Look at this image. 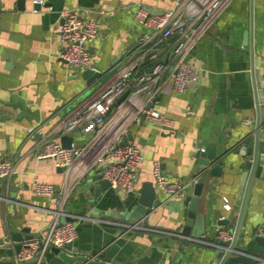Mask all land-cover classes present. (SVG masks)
<instances>
[{
	"label": "crops",
	"instance_id": "1",
	"mask_svg": "<svg viewBox=\"0 0 264 264\" xmlns=\"http://www.w3.org/2000/svg\"><path fill=\"white\" fill-rule=\"evenodd\" d=\"M176 1L43 0L39 7L33 0H0V159L14 162L13 174L0 187V241L8 229L33 237L46 232L54 220L50 211L54 199L33 192L37 183H43L66 191L62 209L78 216L73 246L80 252L99 253L123 264L210 263L217 232L233 231L229 229L232 225L218 226L213 214L219 211L222 218L236 217L240 206L239 153L255 120L249 46L244 38L250 26V0H231L196 42L187 59L195 73L192 85L177 92L171 89L170 79L163 84L153 108L172 120L173 127L163 129L151 122L129 126L127 137L143 158L135 193L119 187L90 203L87 198L94 186L87 183L86 176L94 174L96 168L86 175L74 168L59 172L53 161L35 158L44 141L60 143L61 126L68 116L132 57L137 39L152 32L134 18L135 7L161 13ZM69 9H80L84 17L99 23L91 58L101 78L90 84L81 78L82 69L69 67L58 58L60 13ZM152 41L165 60L172 42L158 37ZM253 54L258 61L256 85L262 93L259 108L264 114V0H253ZM143 62L148 66L147 59ZM30 128L34 129L31 133ZM76 133L67 135L76 139ZM211 144L220 157L221 174L208 178L205 221L201 215L183 209L172 212L164 205L146 218L145 227L156 231H125L117 225L129 223L119 217L133 211L143 183L156 189L152 175L155 161L169 182L184 185L207 175L196 152ZM174 199L182 207V199ZM186 218L192 221L187 227L189 233L183 234ZM260 225H264V179H253L237 242L248 257L264 264V248L250 240ZM0 264H16L15 257L6 256L0 249Z\"/></svg>",
	"mask_w": 264,
	"mask_h": 264
},
{
	"label": "built area",
	"instance_id": "2",
	"mask_svg": "<svg viewBox=\"0 0 264 264\" xmlns=\"http://www.w3.org/2000/svg\"><path fill=\"white\" fill-rule=\"evenodd\" d=\"M230 2L231 0H177L171 9L161 13H151L137 5L134 18L152 32L137 39L132 57L117 67L102 86L76 108L61 126L63 134L79 132L83 137L82 145L76 147L73 143L69 148H64L57 141L46 140L36 153V160H51L65 172L74 168L81 171L82 175L103 166L100 174L109 182L111 189L120 187L127 193H135L143 158L138 147L128 139V128L131 124L143 122L155 123L163 129L173 127L172 120L153 108L156 97L167 79H170L171 89L177 92H184L194 82L193 66L187 59L196 42L205 35ZM33 5L40 7L43 0H33ZM60 18L57 38L61 50L58 58L69 67L94 70L91 48L99 33V23L95 19L84 17L80 9L63 10ZM154 37L172 42L171 51L165 60L160 58L158 48L153 44ZM144 59H147L148 66L144 65ZM192 73L194 75L191 77ZM33 131V128L28 130L29 133ZM13 172L14 162L11 159H0V179L10 177ZM152 175L157 191L172 198L182 197L183 185L169 182L161 173L157 161L153 163ZM33 192L51 198L54 187L37 183ZM66 197L65 190L58 193L53 205L57 210V213H52L54 220L46 232L24 243V248L15 255L16 263L43 253L51 245L63 247L75 240V222L59 223V216L65 214L60 210ZM224 207L229 209L227 204ZM117 225L125 231H156L140 223ZM160 233L183 237L173 232ZM253 236L264 237V225L257 226ZM217 239L231 240L232 233L219 230ZM194 241L205 243L201 239Z\"/></svg>",
	"mask_w": 264,
	"mask_h": 264
},
{
	"label": "water",
	"instance_id": "3",
	"mask_svg": "<svg viewBox=\"0 0 264 264\" xmlns=\"http://www.w3.org/2000/svg\"><path fill=\"white\" fill-rule=\"evenodd\" d=\"M1 13V10H0ZM250 26L244 38H246V44L249 46L250 54V76L252 81V88L254 93L255 100V120L250 128V136L246 138L245 144L242 145V150L239 153L241 157V173H240V188H239V200L240 206L236 211L235 219L232 218H222L219 211H215L213 216L216 219V224L218 226L232 225L230 226V231L232 232V239H217L215 245L213 246V255L209 264H262V260L255 259L253 257H248L247 255L241 254L245 253L242 247L239 246L237 242L238 236L240 234V221L243 215L245 202L247 194L250 188V185L254 180L264 179V120L259 108V103L262 102V93L257 88L256 78L257 70L256 67L258 61L254 58L253 54V0H250ZM245 40V39H244ZM64 62L63 60H61ZM79 70L78 68H75ZM194 73L191 74V77ZM82 79L86 81L87 84H90L101 78V73L96 72L93 69H84L80 72ZM191 82L189 85H192ZM123 98V97H122ZM121 98V99H122ZM83 142V137L79 132L76 133V139L67 134H62L60 136V144L64 148H69L73 143L76 147H80ZM196 156L199 157V163L203 169L207 172V175L199 177L196 181H187L183 185L182 192L183 194L180 197L181 206L176 201L172 199L170 195H165L162 197L158 191L150 183H143L138 190V197L133 211L131 213L124 212L119 219L123 221H128L129 223H141L143 226L147 225V216L149 214L155 213L159 208L164 205L167 206V209L170 211L181 212L182 209L186 210L189 213H194L195 216L201 215L200 219H206V214L208 212L209 206H206V195H207V182L210 177H218L221 174V164L220 157L217 156L213 150V144L206 146L201 150L196 152ZM57 170L62 172L63 169L58 167ZM103 166H100L94 174L86 176L88 184L94 186V190L91 197L87 198L88 202H92L97 199L101 194L106 193L111 190L110 184L108 181L104 180L101 176ZM7 178L0 179V187L5 186ZM54 187V194L51 196L52 199L58 197L60 191L59 186ZM13 190H15L13 188ZM13 196V195H11ZM203 205V208H200V205ZM51 213H57V210L52 208ZM64 215L59 216V223L64 224L66 222H75L78 219V216L72 215L70 213L64 212L63 209L60 210ZM204 211V214H203ZM199 213V214H197ZM94 213H91V216H94ZM192 221V218H186L184 221V227L182 230L183 234L189 233L188 225ZM235 226L233 228V224ZM33 236L29 234H22V232L11 231L8 229L5 232L4 239L0 241V249H3L4 254L10 258L15 257L23 248L24 243ZM252 242H255L260 247L264 248V237L252 236L250 238ZM13 244V246H12ZM239 251L241 253H237ZM123 264L114 259H111L108 256H99V253H87L80 252L73 242L65 244L63 247L49 246L46 250L39 254L35 255L32 258L18 262L16 264Z\"/></svg>",
	"mask_w": 264,
	"mask_h": 264
}]
</instances>
